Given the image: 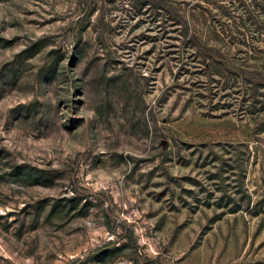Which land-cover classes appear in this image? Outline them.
<instances>
[{"label":"rangeland","instance_id":"374dc122","mask_svg":"<svg viewBox=\"0 0 264 264\" xmlns=\"http://www.w3.org/2000/svg\"><path fill=\"white\" fill-rule=\"evenodd\" d=\"M232 2L0 0V264H264Z\"/></svg>","mask_w":264,"mask_h":264},{"label":"trees","instance_id":"16d2710c","mask_svg":"<svg viewBox=\"0 0 264 264\" xmlns=\"http://www.w3.org/2000/svg\"><path fill=\"white\" fill-rule=\"evenodd\" d=\"M238 4H234L235 2H232V6H227L226 9V16L229 20V26L235 25L238 32H231L233 37L232 41H238L240 43H247L252 44L254 49L257 47L262 48V46L259 45V43L264 42V4L262 0H238ZM239 11V13H237ZM231 12H233L231 14ZM256 44V45H255ZM247 67V66H246ZM248 68V67H247ZM251 72H249L252 76V73L254 71L253 77L245 78V82L253 86L252 87V96L251 99L255 100V98H258V96H264V94H261L259 91V88L261 87L263 89L264 93V72H261V69L256 68H249ZM262 74V75H261ZM263 79V80H261ZM255 97V98H254ZM262 99V98H261ZM247 102V100H245ZM254 103L255 105L249 106L247 104V107L250 109L249 113H254V111L251 109L253 108L256 110V106L258 102L249 101L248 103ZM259 103L264 104V97L263 100ZM246 103H244L245 105ZM263 109V108H261ZM246 113V112H244ZM240 207L234 208V212H237L240 210Z\"/></svg>","mask_w":264,"mask_h":264}]
</instances>
